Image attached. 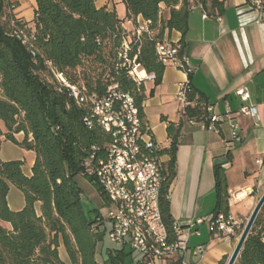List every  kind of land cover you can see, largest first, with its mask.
Wrapping results in <instances>:
<instances>
[{
	"label": "trees",
	"instance_id": "16d2710c",
	"mask_svg": "<svg viewBox=\"0 0 264 264\" xmlns=\"http://www.w3.org/2000/svg\"><path fill=\"white\" fill-rule=\"evenodd\" d=\"M197 1L218 15L225 10L226 0ZM124 3L127 17L142 15L151 20L158 38L164 39L166 30L180 31L182 39L177 44L180 56H184L190 0ZM162 4L170 8L167 19L161 16ZM12 7L8 15L7 9ZM16 7L15 1L0 0V139L4 136L33 150L36 159L30 176L24 172L23 160L0 163V264H67L60 257L61 245L70 264H100L97 248L106 232L93 230L97 221L84 210L82 191L75 178L83 175L96 184L107 203L101 186L84 171L92 155H105L112 135L96 123L92 128L88 126L85 118L91 113V101L77 100L66 82L88 96L98 97L107 95L109 87L118 84L120 90L134 97L142 130L151 131L144 111V83H138L130 73L131 67L124 65L123 43L130 38L129 32L116 10L98 7L96 0H35L34 25L17 16ZM16 19L21 22L13 23ZM20 28H25L26 42ZM131 38L128 59L137 56L136 62L153 75L156 85L160 84L168 64L159 60L156 42L146 35L138 42L134 36ZM187 103L182 122H210L208 98L191 80ZM182 122L168 123L170 146L161 152L170 155L164 170L161 207L171 239L174 219L169 192L176 175ZM19 133L24 135L21 140L16 136ZM12 184L25 195V206L20 210L9 206ZM215 187L218 201L214 215L228 216L229 184L221 164L215 168ZM2 222L10 223L11 228ZM130 253L125 247L109 248L107 264H128L126 257ZM227 259L224 256L218 264H227ZM235 264H264V206Z\"/></svg>",
	"mask_w": 264,
	"mask_h": 264
},
{
	"label": "crops",
	"instance_id": "0c3cea01",
	"mask_svg": "<svg viewBox=\"0 0 264 264\" xmlns=\"http://www.w3.org/2000/svg\"><path fill=\"white\" fill-rule=\"evenodd\" d=\"M12 1L17 2V16L34 25L35 0ZM190 1L184 53L193 66L190 76L171 63L166 66L162 82L156 85L146 70L138 71L141 76L147 75L143 81L146 120L154 138L167 148L170 146L168 123L178 125L184 119L180 115L178 94L180 84L187 79L208 98L211 113L229 114L222 125H216L217 129H209L200 122H182L176 175L169 192L172 217L183 228L181 238L186 250L185 260L198 264H218L224 256H231L236 245L234 236H217L210 228L218 201L216 166L221 164L226 170L231 194L230 215L236 219L245 218L253 211L258 202L256 194L264 187V16L260 17L258 9L246 7L247 0H226L225 10L220 15L205 10L197 0ZM119 2L124 3V0H96L98 7L117 11L119 17L124 19L123 25L129 32V39H132L134 30L144 18L142 15L128 18L126 5L124 13L120 14ZM169 15L170 8L162 4L161 16L167 19ZM164 37L179 43L182 33L166 30ZM244 87L249 92L246 101L237 93ZM250 104L255 105L257 117L241 112L243 105ZM230 119L237 123L240 139L233 138ZM19 135L24 136L19 133L16 135L18 139ZM35 159L36 153L32 156L28 171L24 161L23 169L28 176L32 174ZM164 160L168 167L170 155L164 154ZM14 187L12 184L8 194L9 206L13 210H20L25 206V200ZM38 207L40 209V203ZM2 223L11 228L10 223ZM62 246L59 248L60 257L70 264L64 246L65 256L62 255ZM199 246L206 247L203 255L196 253ZM123 247L131 252L126 257L128 264H142L143 255L140 252L141 256L135 257L132 253L136 250L130 247L131 251H128L126 245ZM103 253L100 242L96 257L100 264H107V259L103 260ZM164 264H181V257L173 255Z\"/></svg>",
	"mask_w": 264,
	"mask_h": 264
},
{
	"label": "built area",
	"instance_id": "2783aa9c",
	"mask_svg": "<svg viewBox=\"0 0 264 264\" xmlns=\"http://www.w3.org/2000/svg\"><path fill=\"white\" fill-rule=\"evenodd\" d=\"M245 6L258 9L260 17L264 16V0H247ZM19 21L21 22V19H16L13 23ZM151 24V20L146 19L138 24L133 33L135 41H140L145 35L150 40H154L159 60L166 64H175L189 75L193 66L185 56H180L179 45L167 38H158L157 30L153 29ZM19 30H21L20 35L24 34L23 42H26L27 35L23 31L25 28ZM131 42V39H126L123 43L122 56L126 61L124 65L129 63L130 73L138 83H141L147 75L141 76L138 72L142 67L136 62L137 56L132 60L128 59ZM59 76L65 81L61 74ZM66 84L71 87V93L77 100L91 101V113L85 118L88 126L92 128L96 123L112 135V142L106 148L105 155L100 157L92 155L84 171L85 175L93 177L101 186L110 208L107 218H96L97 223L93 226V230L106 232L107 222H110L112 225L108 231L110 239L116 243L129 245L140 252L143 255L142 264H164L167 258L176 254L181 257V264H198L185 260L186 250L182 246L184 240L181 238L183 228L175 221L174 239L170 237L161 207L165 181V160L161 152L167 146L158 142L149 128L146 131L142 130V120L134 97L120 90L118 84L111 85L108 94L103 97L88 96L79 87L67 82ZM189 87L190 79L180 84L178 98L181 102L182 118H186ZM237 93L244 101L249 99L247 88H241ZM208 112L210 122L207 123L202 119L200 123L209 129H217L229 117V114L211 113V106ZM241 112L257 117L256 107L253 104L243 105ZM229 123L233 129V138L240 139L237 123L231 119ZM94 158L95 161H92ZM242 223L241 219L220 213L211 218L210 228L213 234L225 235L229 238L235 236ZM196 233L199 234L198 231ZM205 252V246L196 249L197 254L203 255Z\"/></svg>",
	"mask_w": 264,
	"mask_h": 264
},
{
	"label": "rangeland",
	"instance_id": "374dc122",
	"mask_svg": "<svg viewBox=\"0 0 264 264\" xmlns=\"http://www.w3.org/2000/svg\"><path fill=\"white\" fill-rule=\"evenodd\" d=\"M118 10L120 14H123L125 11V4L122 2L117 3ZM8 15L13 12V7L7 9ZM129 65V63H127ZM133 64V63H132ZM89 65V63H88ZM100 71V70H98ZM97 71V73H98ZM22 135H19V140H21ZM0 160L3 161H8V160H23L25 162V169L28 171V168L30 166V162L32 159V156L34 157L35 153L34 151H29L28 149H24V147H21L20 145L15 144L14 142L7 140V139H2L1 140V147H0ZM76 182L81 188L82 191V204L84 207V210L86 213L93 219H96L98 217L100 218H107L109 214V206L106 203L103 195L99 191L98 187L96 184L88 180L86 177L83 175H77L76 176ZM15 190L18 192L21 198L25 200V195L24 192L19 189L17 186L14 187ZM230 193V192H229ZM264 193V187L258 191L257 195V200L262 196ZM231 197V194H230ZM236 210V207H235ZM252 212L248 214L245 218H242L241 220L243 223L241 224V227L238 228L236 231V234L234 236V246L236 245L242 231H243V226L246 225L250 215ZM112 225L110 222H107V228L108 230L106 231L104 235V240L102 241L103 248H104V253H103V260H106L108 258V249L109 248H121L124 246L123 243H116L113 242L110 237L108 231L111 229ZM127 250L131 251V248L129 245H126ZM62 255L65 256V249L62 246L61 248ZM135 257L141 256V254L138 251H134L132 253ZM230 258V255H228L227 262Z\"/></svg>",
	"mask_w": 264,
	"mask_h": 264
},
{
	"label": "water",
	"instance_id": "95a60500",
	"mask_svg": "<svg viewBox=\"0 0 264 264\" xmlns=\"http://www.w3.org/2000/svg\"><path fill=\"white\" fill-rule=\"evenodd\" d=\"M264 206V193L262 194V196L259 198L256 206L254 207L237 243H236V246L227 262V264H235L239 255H240V252L245 244V241L247 240V237L248 235L250 234L251 232V229L261 211V209L263 208Z\"/></svg>",
	"mask_w": 264,
	"mask_h": 264
},
{
	"label": "bare ground",
	"instance_id": "6f19581e",
	"mask_svg": "<svg viewBox=\"0 0 264 264\" xmlns=\"http://www.w3.org/2000/svg\"><path fill=\"white\" fill-rule=\"evenodd\" d=\"M139 72V71H138Z\"/></svg>",
	"mask_w": 264,
	"mask_h": 264
}]
</instances>
